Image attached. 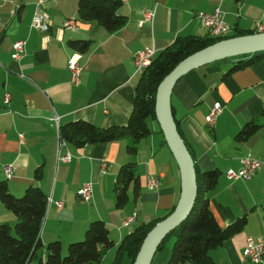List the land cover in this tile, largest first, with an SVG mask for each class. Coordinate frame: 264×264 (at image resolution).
<instances>
[{
	"label": "crops",
	"instance_id": "0c3cea01",
	"mask_svg": "<svg viewBox=\"0 0 264 264\" xmlns=\"http://www.w3.org/2000/svg\"><path fill=\"white\" fill-rule=\"evenodd\" d=\"M37 2L0 0V182L15 197L33 186L50 200L40 228L43 245L57 240L64 250L83 239L89 223L103 221L114 245L105 251L102 264L111 256L114 260L123 237L176 206L178 167L153 119L147 125L151 133L137 142L133 153L127 151L130 141L125 139L82 148L66 141L61 145L60 125L85 121L99 128L125 126L143 74L133 65L136 52L153 48L157 57L177 38L206 37L207 30L195 16L217 7L224 12L230 34L258 33L256 27H264V0H121L117 12L126 22L110 33L96 21L77 19L79 0H44L41 11L47 26L34 30L30 22ZM145 12L154 13L151 21L143 22ZM68 20L74 27L64 26ZM19 40L26 44L17 62L11 55ZM75 40L90 45L81 54L70 47ZM73 55L79 56L81 67L75 86L67 68ZM233 64L225 60L196 68L176 81L170 94L174 121L197 168L219 172L205 195L216 222L224 228L239 218L246 221L240 233L209 251L214 264H252L241 259L246 239H264V60L228 73ZM5 93L10 95L8 104L3 102ZM215 103L223 110L209 126L205 118ZM251 122L258 125L256 131L238 139ZM66 154L68 162L61 160ZM248 154L261 163L254 177L228 179L226 172L238 171ZM128 163L135 166L137 184L128 186L127 201L117 208L116 173ZM5 165L14 168L8 179ZM36 170L40 176L35 178ZM150 177L158 178V189H147ZM86 183L92 186V198L82 202L77 192ZM130 216H135L134 222L122 226ZM15 222L0 204V224L12 227ZM169 254L165 246L155 263L165 264ZM258 264H264V254Z\"/></svg>",
	"mask_w": 264,
	"mask_h": 264
},
{
	"label": "trees",
	"instance_id": "16d2710c",
	"mask_svg": "<svg viewBox=\"0 0 264 264\" xmlns=\"http://www.w3.org/2000/svg\"><path fill=\"white\" fill-rule=\"evenodd\" d=\"M119 6H121V0H79L76 8L77 19L96 21L102 29L110 33L120 29L126 22V18L117 12ZM249 34H254V32ZM241 35L247 34L239 32L218 39L207 36L177 38L172 46L155 57L151 65L143 70L136 88L132 113L125 126L99 128L85 121L68 122L59 127L60 140L82 148L90 144L111 143L125 139L130 141L126 147L127 151L133 153L137 142L151 133L147 121L156 120L153 109L155 106L154 95H156L160 81L184 57L186 58L217 41ZM69 44L71 48L82 54L88 49L90 41L75 40ZM262 60H264V52L251 57H242V60L233 64L228 73ZM257 128L258 125L255 122L248 123L240 130L237 138L244 140L251 136ZM177 130L179 134L178 126ZM194 168L197 196H195L196 200L192 211L178 227L165 236L159 247L156 248L157 251L151 264H156L157 254L165 248L169 238H173L174 241L165 264H214L209 256V251L220 246L230 236L240 233L246 224L245 218H239L227 227L222 228L218 225L209 209L208 199L205 195L215 185L219 172L214 169L199 171L195 162ZM135 173V166L130 163L122 165L116 173V182L113 188L117 208L125 205L128 186H136L137 175ZM38 176H40V172L36 170L35 178ZM7 191L6 183L0 182V203L16 217V222L12 227L5 223L0 224V264H99L105 251L114 245L109 239L107 226L101 220L89 223L83 239L69 243L65 255L62 254L63 248L60 241L55 240L43 245L40 242V228L47 206L46 195L40 188L33 186L24 190V194L20 197H15ZM172 210L165 217L171 214ZM165 217L141 225L128 236L123 237L115 250L116 255L112 264L121 263L123 256L128 258L129 264H132L143 237L154 227L155 223ZM41 252L44 255L43 258L39 255Z\"/></svg>",
	"mask_w": 264,
	"mask_h": 264
},
{
	"label": "water",
	"instance_id": "95a60500",
	"mask_svg": "<svg viewBox=\"0 0 264 264\" xmlns=\"http://www.w3.org/2000/svg\"><path fill=\"white\" fill-rule=\"evenodd\" d=\"M264 52V32L241 35L217 41L203 49L188 55L180 61L172 71L160 81L155 96V122H157L168 147L175 160L180 176V196L172 213L155 223L144 236L140 248L132 264H151L166 235L178 227L191 213L197 196L196 172L194 161L185 146L183 138L178 134L171 105L172 89L182 76L190 71L212 63L231 60L237 63L242 57Z\"/></svg>",
	"mask_w": 264,
	"mask_h": 264
},
{
	"label": "built area",
	"instance_id": "2783aa9c",
	"mask_svg": "<svg viewBox=\"0 0 264 264\" xmlns=\"http://www.w3.org/2000/svg\"><path fill=\"white\" fill-rule=\"evenodd\" d=\"M44 0H38L35 8V12L32 18V21L30 22V27L34 30H43L46 28L48 22V18L46 14L41 11V4ZM12 15L15 13L13 11H10ZM224 12L219 8H215L212 12H199L195 17L198 18L201 25L207 30V37L218 39V38H224L228 35H230V29L229 26L224 22L223 19ZM154 16L153 12H145L143 16V22L144 21H151ZM64 26L66 28L74 27V22L72 20H68L64 22ZM258 33L264 32V27L258 25ZM25 44L26 42L24 40H19L13 44V53L11 55V58L14 61H19L24 53H25ZM155 50L153 48H145L143 50H140L136 52L133 55V65L135 67L136 71H143L146 70L152 63L153 59L155 58ZM78 55H73L71 59H69L68 62V71L70 74V83L75 86L78 85L80 82V72L81 67L79 66ZM4 103L8 104V100L10 99V95L8 93L4 94ZM223 110V107L220 106L219 103H215L211 106L208 116L205 118L206 124L209 126H213L215 123V118H217ZM19 140L23 141V135L19 136ZM61 141V145H64V141ZM62 161L68 162L70 160L69 154H66L64 157L61 158ZM261 167V163L258 160L253 159L250 154L246 155L243 159H241V168L238 169V171H232L228 170L226 172V177L228 179H243V180H250L254 175L257 173L259 168ZM13 166L11 165H5L3 168L4 175L6 179L10 178L13 173ZM160 185V181L158 178L150 177L148 178L146 182V187L148 190H155L158 189ZM90 183H86L81 188H78L77 196L82 202H89L92 198V188ZM48 200L47 202H49ZM55 205L57 208L62 207L61 202H56ZM135 220V216H130L125 219L123 222L124 227H128L129 224H132ZM264 254V239L258 238V239H252L247 238L244 249L242 252V258L243 261H249L252 264H258L261 262V257Z\"/></svg>",
	"mask_w": 264,
	"mask_h": 264
},
{
	"label": "rangeland",
	"instance_id": "374dc122",
	"mask_svg": "<svg viewBox=\"0 0 264 264\" xmlns=\"http://www.w3.org/2000/svg\"><path fill=\"white\" fill-rule=\"evenodd\" d=\"M151 120V119H150ZM150 120L149 121H147V125H150ZM155 122V121H154ZM156 124H157V122H156ZM158 125V124H157ZM1 204V203H0ZM13 226V225H12ZM173 241H174V239L173 238H169L168 240H167V242H166V250H171L170 248L172 247V245H173ZM67 247V246H66ZM66 247L64 248V250H63V255H65L64 253L66 252ZM113 257L114 256H111V258L109 257V259H107V260H105L104 261V263H102V264H111V262H112V260H113ZM119 264H129V261H128V258L127 257H125V256H123V258H122V260H121V263H119Z\"/></svg>",
	"mask_w": 264,
	"mask_h": 264
}]
</instances>
